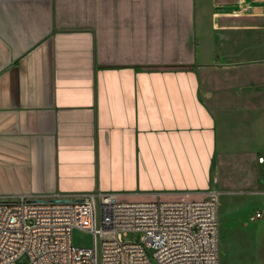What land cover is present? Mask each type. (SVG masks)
<instances>
[{"label":"crops","instance_id":"1","mask_svg":"<svg viewBox=\"0 0 264 264\" xmlns=\"http://www.w3.org/2000/svg\"><path fill=\"white\" fill-rule=\"evenodd\" d=\"M262 4L0 0V198H264Z\"/></svg>","mask_w":264,"mask_h":264},{"label":"built area","instance_id":"2","mask_svg":"<svg viewBox=\"0 0 264 264\" xmlns=\"http://www.w3.org/2000/svg\"><path fill=\"white\" fill-rule=\"evenodd\" d=\"M209 195L126 201L93 191L0 198V264H15L22 255L26 264H219L216 193ZM75 232L89 235L90 246L75 245ZM129 232L140 241H124Z\"/></svg>","mask_w":264,"mask_h":264},{"label":"rangeland","instance_id":"3","mask_svg":"<svg viewBox=\"0 0 264 264\" xmlns=\"http://www.w3.org/2000/svg\"><path fill=\"white\" fill-rule=\"evenodd\" d=\"M262 3L263 6L264 0ZM228 186L227 193H221L217 199L218 263L264 264V198L259 199L260 195L252 196L247 191L239 194L234 192L238 187L231 183ZM256 211L262 212L263 217L253 222L250 217ZM122 239L138 243L140 234L129 232ZM90 240L89 235L81 232L73 235V242L77 246L88 247ZM27 262L24 255L15 260V264Z\"/></svg>","mask_w":264,"mask_h":264}]
</instances>
